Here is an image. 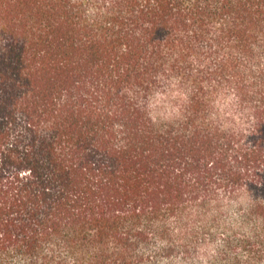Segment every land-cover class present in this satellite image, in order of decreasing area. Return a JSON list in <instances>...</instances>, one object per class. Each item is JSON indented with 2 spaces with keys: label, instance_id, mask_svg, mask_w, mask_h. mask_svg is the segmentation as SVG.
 Instances as JSON below:
<instances>
[{
  "label": "trees",
  "instance_id": "16d2710c",
  "mask_svg": "<svg viewBox=\"0 0 264 264\" xmlns=\"http://www.w3.org/2000/svg\"><path fill=\"white\" fill-rule=\"evenodd\" d=\"M0 264H264V0H0Z\"/></svg>",
  "mask_w": 264,
  "mask_h": 264
}]
</instances>
